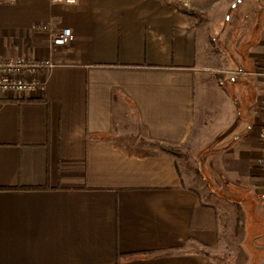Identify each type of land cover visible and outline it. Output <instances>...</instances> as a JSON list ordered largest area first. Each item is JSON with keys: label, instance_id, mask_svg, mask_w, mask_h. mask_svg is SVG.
<instances>
[{"label": "crops", "instance_id": "0c3cea01", "mask_svg": "<svg viewBox=\"0 0 264 264\" xmlns=\"http://www.w3.org/2000/svg\"><path fill=\"white\" fill-rule=\"evenodd\" d=\"M204 1L0 0V56L53 63L44 91L0 93V264H216L222 231L264 235L263 209H243L261 201L264 32L245 63L225 27L214 67L204 21L180 10L205 16ZM63 28L72 40L52 45ZM215 68L216 153L199 169L167 149L202 136Z\"/></svg>", "mask_w": 264, "mask_h": 264}, {"label": "rangeland", "instance_id": "374dc122", "mask_svg": "<svg viewBox=\"0 0 264 264\" xmlns=\"http://www.w3.org/2000/svg\"><path fill=\"white\" fill-rule=\"evenodd\" d=\"M214 0H205L204 8L206 10L205 16L204 13L198 12L197 19L199 21H204L201 24L200 34L205 36L206 46H211L210 56L213 55V66L216 67V39H219L218 42H221L223 39L221 32L224 28L228 27L227 34L230 36L227 42H231V50L234 54L235 59H238L239 62H243L246 59V52L251 42L255 39H260V36L264 32V0H240L239 2L226 3L216 6L213 3ZM207 40H210V44L207 43ZM247 62V59L245 63ZM211 63L210 61L208 62ZM214 73V78L204 84L199 83V100L203 103L202 106H199L198 111L200 113V119L197 126V132L201 133L202 136L197 135V139H193L190 142V147L187 149H182L183 153L189 154V159L185 161L180 159L184 165H194L195 167H209L211 163L210 155L216 153V68ZM230 78V76L227 74ZM226 76V77H227ZM235 77H238L235 76ZM239 77H247L246 74H243ZM231 79V78H230ZM210 80V81H209ZM226 85L223 91L228 95V99H232V96L235 94L236 88L239 87V81L235 83L230 81L228 78L225 80ZM260 85L259 83H257ZM197 147V148H196ZM193 159H195L193 161ZM212 163L216 165V159L212 158ZM194 168V167H193ZM193 175V171H189ZM202 176L205 177L206 183H211L212 180L208 173L205 172ZM216 175V174H215ZM195 177V176H194ZM216 179V176H215ZM219 181H216L215 187L213 189L216 191V204L219 206L220 200L217 197H220L222 192H228L229 187H220ZM203 187V186H202ZM210 188V187H209ZM206 186L203 191L204 196H210L209 189ZM261 202V201H260ZM259 202V200H254V202L246 204L243 209L245 213L253 214V206L257 204L260 209L264 207ZM216 205V206H217ZM225 207V206H224ZM221 215V214H220ZM226 221V222H225ZM223 222V221H222ZM225 224L227 220H224ZM223 237L221 245L218 250L214 251V261L216 264H258L261 260L262 255H264V235L259 237H252L250 235H245L243 230H234L222 231ZM255 239V240H254Z\"/></svg>", "mask_w": 264, "mask_h": 264}, {"label": "built area", "instance_id": "2783aa9c", "mask_svg": "<svg viewBox=\"0 0 264 264\" xmlns=\"http://www.w3.org/2000/svg\"><path fill=\"white\" fill-rule=\"evenodd\" d=\"M72 37L73 34L71 28H63L61 30L49 29L50 43L54 46H63L69 43L72 40ZM52 66L53 63L50 59L36 61L21 56H0V93L25 97L34 94L38 90L44 91L46 82L42 77V74ZM255 74L262 80L264 87V55ZM260 117V137L264 140V88L260 98ZM257 164L263 169L260 200L264 204V152L258 159Z\"/></svg>", "mask_w": 264, "mask_h": 264}, {"label": "trees", "instance_id": "16d2710c", "mask_svg": "<svg viewBox=\"0 0 264 264\" xmlns=\"http://www.w3.org/2000/svg\"><path fill=\"white\" fill-rule=\"evenodd\" d=\"M178 8V7H177ZM180 8V7H179ZM180 10L186 14H189V15H194L196 16L198 14V11H195V10H192V9H188V8H180ZM168 152H171L172 154H180V156H182L183 158L185 159H189V154H182V153H178V151L176 149H167ZM13 188H16V187H1V189H13Z\"/></svg>", "mask_w": 264, "mask_h": 264}, {"label": "water", "instance_id": "95a60500", "mask_svg": "<svg viewBox=\"0 0 264 264\" xmlns=\"http://www.w3.org/2000/svg\"><path fill=\"white\" fill-rule=\"evenodd\" d=\"M264 249V247H262ZM258 264H264V257L259 261Z\"/></svg>", "mask_w": 264, "mask_h": 264}]
</instances>
